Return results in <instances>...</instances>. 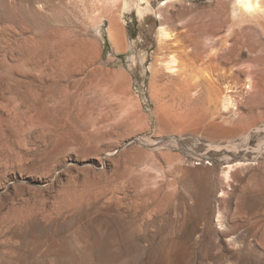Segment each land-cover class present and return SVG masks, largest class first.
I'll list each match as a JSON object with an SVG mask.
<instances>
[{"label": "rangeland", "instance_id": "obj_1", "mask_svg": "<svg viewBox=\"0 0 264 264\" xmlns=\"http://www.w3.org/2000/svg\"><path fill=\"white\" fill-rule=\"evenodd\" d=\"M128 1L119 14L106 0H0V264H256L222 242L264 221V15ZM168 52L176 74L156 66ZM227 87L234 112L217 98ZM242 162L226 185L221 169Z\"/></svg>", "mask_w": 264, "mask_h": 264}, {"label": "bare ground", "instance_id": "obj_2", "mask_svg": "<svg viewBox=\"0 0 264 264\" xmlns=\"http://www.w3.org/2000/svg\"><path fill=\"white\" fill-rule=\"evenodd\" d=\"M142 1V0H141ZM141 1H136V2H133L131 6H133L134 9H136L137 11V14L139 16V18L142 20V21H145L148 17L149 12V8L146 6V7H142V2ZM117 2H119V5L118 6V9H119V14H123L125 13V11H127L129 9V1L128 0H106V3H109V5L114 6ZM146 2V1H145ZM99 3V2H98ZM147 3V2H146ZM105 4V2H104ZM230 4L232 5L231 7V10H230V15L232 16V18H236L237 16H242V17H249V16H253L254 14H259V13H262L264 15V2L263 0H230ZM121 17V16H120ZM160 17V16H159ZM119 18V17H118ZM121 18H119L120 20ZM120 22V21H119ZM122 22H120L121 24ZM118 22H113L111 21L110 24L108 25L107 27V36H108V41H109V44H110V47H111V50L114 52V53H120V51L122 50V48L126 45H124V40H123V33H122V28H121V25H120ZM157 31H156V38L159 42H162L163 41H169L171 38H172V35L162 26L160 27H157ZM165 43V42H164ZM160 45V43H159ZM126 47V46H125ZM127 48V47H126ZM160 48V46H159ZM160 50V49H159ZM158 55V54H157ZM161 55V53H160ZM159 55V56H160ZM165 55V54H164ZM163 54L160 56L161 59L158 57H156L157 59H155V63L157 64L156 66L160 67V69L163 71V72H166V73H169V74H176L177 73V70H178V59L174 56L175 54L174 53H169L167 55L164 56ZM139 57V56H138ZM134 59V58H133ZM139 59V58H138ZM180 63V62H179ZM136 65V64H135ZM180 66V65H179ZM132 68V67H131ZM154 69V68H153ZM161 71V72H162ZM185 82V81H184ZM183 82V84H184ZM249 82V81H247ZM192 85L189 84L187 85V88L185 87V89H187V92L190 93V87ZM249 86V85H247ZM180 88V87H179ZM178 88V90H179ZM182 90H183V87H182ZM230 88L227 87L223 90H221L222 92L220 93V95L218 94V99L221 101V104H222V108L224 110H229L230 112H234V108H235V103L232 99V97L230 95L227 94V91H229ZM184 92V91H183ZM219 101V103H220ZM260 155V154H259ZM210 164V163H209ZM249 164L247 163H234V164H227L225 165L222 169H221V172H220V175H221V180H223L225 182L226 185H228V182L230 180V177L232 176L231 174L238 168H243L244 166H247ZM251 165V164H250ZM254 165V164H252ZM251 165V166H252ZM258 173V172H257ZM259 178H260V181H261V185L264 186V171L261 172L260 174H256ZM257 178V177H256ZM264 188V187H263ZM224 195V192L223 190L220 192V194L217 196V197H221ZM193 204V203H192ZM244 205V204H243ZM261 205H264L261 203ZM239 206H240V203H239ZM191 207V206H190ZM249 207V206H248ZM263 207V206H262ZM139 207L133 205L132 207H130V211L129 212H134L138 209ZM240 208H242V206H240ZM251 208V206H250ZM264 208V207H263ZM190 209V208H189ZM261 209V208H260ZM117 210V209H116ZM115 210V211H116ZM249 213H250V210H248ZM105 213V212H104ZM120 213V212H118ZM247 213V214H249ZM106 214V213H105ZM110 214V213H109ZM113 214V213H112ZM205 214V213H204ZM241 214V212H240ZM246 214V213H245ZM251 214V213H250ZM111 215V214H110ZM113 215H116L113 214ZM204 216V215H203ZM246 216V215H245ZM206 217V216H205ZM103 221V220H102ZM101 221V222H102ZM181 221V220H180ZM212 221L216 227V229H218L219 231H223L225 230V223H224V220H223V214L222 212L220 211V208H219V205H216L215 208H214V215H213V218H212ZM99 223H100V220H99ZM153 223V221H152ZM179 223V221H178ZM183 224V222H180ZM176 224L172 229H170V232H168L169 234H167L168 236L165 238L166 239V243H165V252L166 254L169 256L170 253L176 248L178 247V242L176 241L174 235L179 231L180 227H181V224ZM251 223V222H250ZM103 224V223H102ZM247 225V224H246ZM107 231H108V235H112V230H111V225H107ZM100 227V226H99ZM101 228V227H100ZM104 229L106 227H103ZM104 229H103V232H104ZM207 229V228H206ZM245 230V229H244ZM181 231V229H180ZM179 231V232H180ZM106 232V231H105ZM104 232V233H105ZM155 232V231H154ZM209 232V231H208ZM245 232V231H244ZM147 233V232H146ZM145 233V235H146ZM202 234V232H199ZM178 234V233H177ZM200 235V234H199ZM236 235V234H235ZM151 236V235H150ZM231 236V235H230ZM156 237V236H155ZM210 237V236H209ZM234 237V235H233ZM160 238V237H159ZM197 238V237H196ZM235 240H232V242L228 245H225L223 242H222V248L223 249H229V248H232L239 257H243L244 255V251H250L251 254H250V258L252 260L255 261L256 264H264V221L263 220H258L256 222H254L253 224H251L250 228H248L247 232L241 236V237H234ZM155 239V238H154ZM211 239V238H210ZM222 239V237H221ZM233 239V238H232ZM250 239H253V240H258V244L261 246V250H263V252L259 249V252L256 248L257 247H254L255 245H253L250 241ZM197 240V239H195ZM228 240V239H226ZM161 241V240H160ZM159 241V242H160ZM223 241V239L221 240ZM257 242V241H256ZM163 243V242H162ZM208 243V242H207ZM226 243V242H225ZM160 244V243H159ZM180 247H182V244H179ZM257 245V244H256ZM150 246V245H149ZM259 246V247H260ZM179 247V248H180ZM208 247V246H207ZM184 248L186 249V247L184 246ZM221 248V249H222ZM178 249V248H177ZM176 249V250H177ZM183 249V248H181ZM184 249V250H185ZM219 249V248H218ZM180 250V249H179ZM198 250V249H197ZM175 251V250H174ZM173 251V252H174ZM182 251V250H181ZM180 251V252H181ZM179 252V251H178ZM184 252V251H183ZM181 252V253H183ZM165 254V253H164ZM172 254V253H171ZM180 254V253H178ZM246 254V253H245ZM176 256V254H174ZM173 255V256H174ZM183 255V254H182ZM182 255H180L182 257ZM185 255V254H184ZM201 255V254H200ZM249 255V254H247ZM199 256V255H198ZM203 257V253L201 255ZM211 256V255H210ZM171 257V256H170ZM201 257V259H202ZM166 258V256H165ZM169 258V257H168ZM173 258V257H171ZM170 258V259H171ZM165 260V259H164ZM170 261V260H169ZM174 261V260H173ZM172 262V261H171ZM175 262V261H174ZM246 262V261H245ZM177 263V261H176ZM168 264V263H167ZM174 264V263H172ZM248 264H249V261H248Z\"/></svg>", "mask_w": 264, "mask_h": 264}]
</instances>
